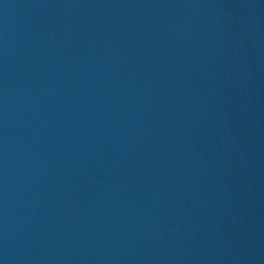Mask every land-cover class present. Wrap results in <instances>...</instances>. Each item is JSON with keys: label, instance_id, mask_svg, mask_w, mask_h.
Here are the masks:
<instances>
[{"label": "water", "instance_id": "1", "mask_svg": "<svg viewBox=\"0 0 264 264\" xmlns=\"http://www.w3.org/2000/svg\"><path fill=\"white\" fill-rule=\"evenodd\" d=\"M0 264H264V0H0Z\"/></svg>", "mask_w": 264, "mask_h": 264}]
</instances>
